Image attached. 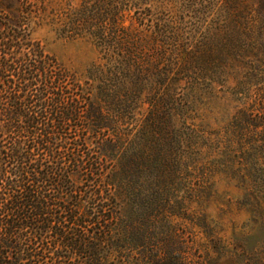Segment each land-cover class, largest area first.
<instances>
[{
	"label": "trees",
	"instance_id": "obj_1",
	"mask_svg": "<svg viewBox=\"0 0 264 264\" xmlns=\"http://www.w3.org/2000/svg\"><path fill=\"white\" fill-rule=\"evenodd\" d=\"M49 5L0 0V264H264V223L225 237L188 213L215 166L264 198V0ZM43 25L100 51L84 82ZM231 79L242 107L205 132L197 97Z\"/></svg>",
	"mask_w": 264,
	"mask_h": 264
},
{
	"label": "rangeland",
	"instance_id": "obj_2",
	"mask_svg": "<svg viewBox=\"0 0 264 264\" xmlns=\"http://www.w3.org/2000/svg\"><path fill=\"white\" fill-rule=\"evenodd\" d=\"M49 7L61 9L68 0H47ZM34 39L38 40L45 51L54 56L58 62L71 72L78 74L84 82L87 70L94 63H102V55L97 47L87 38L68 39L60 37L51 26L35 29ZM235 82L231 79L225 86L217 85L213 91L201 93L196 100V108L192 113L196 117L194 123L202 125L205 132L224 134L225 127L231 122L241 103L235 101L230 89ZM209 135L206 134V137ZM218 137L220 136L217 135ZM215 135L212 138L215 139ZM208 149L204 148L206 152ZM218 158L217 152L204 160ZM220 159V158H219ZM213 167V165H212ZM210 180L206 184L208 190L204 193L200 204L192 203L188 211L191 217L206 216L208 222L223 230L220 235L231 237L233 230L238 236H244L252 228H259L264 223V198L256 202L249 197L247 191L236 180H230L232 175L223 174L222 167L211 168ZM182 223V220L178 221ZM187 224V222H184ZM246 227V229L244 228ZM194 231L198 232L197 229ZM254 239L249 241L258 248L264 247V230H254ZM196 234V233H195ZM202 234L195 235L196 240L202 239ZM189 239H193L192 237ZM198 253V251H196Z\"/></svg>",
	"mask_w": 264,
	"mask_h": 264
}]
</instances>
